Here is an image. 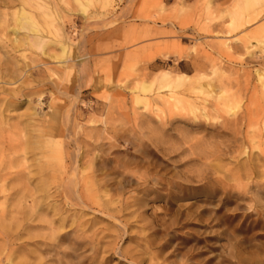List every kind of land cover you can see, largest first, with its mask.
Segmentation results:
<instances>
[{"label": "rangeland", "instance_id": "obj_1", "mask_svg": "<svg viewBox=\"0 0 264 264\" xmlns=\"http://www.w3.org/2000/svg\"><path fill=\"white\" fill-rule=\"evenodd\" d=\"M0 264H264V0H0Z\"/></svg>", "mask_w": 264, "mask_h": 264}, {"label": "bare ground", "instance_id": "obj_2", "mask_svg": "<svg viewBox=\"0 0 264 264\" xmlns=\"http://www.w3.org/2000/svg\"><path fill=\"white\" fill-rule=\"evenodd\" d=\"M249 1V0H248ZM35 3V2H34ZM245 3H246V1H245ZM250 3V2H249ZM21 16V15H20ZM28 16V15H27ZM24 18H25V16H23ZM31 18V17H30ZM26 19V18H25ZM32 20V19H31ZM33 21V20H32ZM29 23H31V22H29ZM25 25H27V26H23V29H26V30H28V31H32L33 29H31L30 28V25H28V22L27 23H25ZM34 25H37V24H35L34 23ZM34 27V26H33ZM17 30V29H16ZM29 43L31 44V47L32 46H34V45H36L35 43H36V38H34L33 40H30L29 41ZM185 77H184V75H177L175 78H171L169 75H163L160 79H156L153 83H152V85H157V86H159L160 88L161 87H163L164 86V83L165 82H167L168 81V84L166 85V87H172V86H175V87H178V86H181V85H183V83L185 82ZM150 83V82H149ZM152 85H149V86H145V85H142L140 88H141V91L143 92L142 94H144V92H148L150 89H151V87H152ZM208 86V85H207ZM154 87V86H153ZM165 87V86H164ZM210 88V87H209ZM169 89V88H168ZM155 90V89H154ZM164 90V89H163ZM163 90H162V92H163ZM151 91V90H150ZM159 91H161V90H159ZM153 93H155V92H153ZM145 95V94H144ZM145 97H146V95H145ZM148 97V96H147ZM143 98V97H142ZM165 97H163V99H164ZM144 100V99H143ZM142 100V101H143ZM144 103V102H143ZM193 103V102H192ZM146 105H147V103H145ZM194 104V103H193ZM193 104H191V105H193ZM190 105V106H191ZM199 106H201V105H199ZM193 107H194V105H193ZM193 107H190L191 109L193 108ZM203 110V109H202ZM205 110V109H204ZM189 111H191V110H189ZM206 112V111H205ZM194 113V112H193ZM80 198V197H79Z\"/></svg>", "mask_w": 264, "mask_h": 264}]
</instances>
